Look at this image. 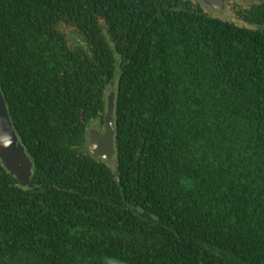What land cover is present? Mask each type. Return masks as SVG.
Here are the masks:
<instances>
[{"label": "trees", "instance_id": "obj_1", "mask_svg": "<svg viewBox=\"0 0 264 264\" xmlns=\"http://www.w3.org/2000/svg\"><path fill=\"white\" fill-rule=\"evenodd\" d=\"M225 10L0 0V86L34 162L24 187L0 158V264H264V0ZM111 91L116 167L88 148Z\"/></svg>", "mask_w": 264, "mask_h": 264}, {"label": "water", "instance_id": "obj_2", "mask_svg": "<svg viewBox=\"0 0 264 264\" xmlns=\"http://www.w3.org/2000/svg\"><path fill=\"white\" fill-rule=\"evenodd\" d=\"M216 10H224L228 0H199ZM253 3L262 0H238ZM115 82L112 81V86ZM115 91L108 95L104 131L91 128L88 134V148L95 158H103L109 164L117 166L115 142ZM0 158L6 169L14 175L24 187H33L32 175L34 162L21 142L14 127L9 108L0 86ZM142 218L159 222L149 211L135 210ZM105 264H133L116 256H106Z\"/></svg>", "mask_w": 264, "mask_h": 264}, {"label": "rangeland", "instance_id": "obj_3", "mask_svg": "<svg viewBox=\"0 0 264 264\" xmlns=\"http://www.w3.org/2000/svg\"><path fill=\"white\" fill-rule=\"evenodd\" d=\"M226 7H227V6H226ZM218 15H219L220 17L227 18V17L229 16V13H226V10L224 9L223 11L218 12ZM94 128H98V129H100L101 131H104V127L101 128V127H99V125H98V126H95Z\"/></svg>", "mask_w": 264, "mask_h": 264}, {"label": "flooded vegetation", "instance_id": "obj_4", "mask_svg": "<svg viewBox=\"0 0 264 264\" xmlns=\"http://www.w3.org/2000/svg\"><path fill=\"white\" fill-rule=\"evenodd\" d=\"M229 1V0H228ZM228 1H227V5H228ZM210 7V6H209Z\"/></svg>", "mask_w": 264, "mask_h": 264}]
</instances>
